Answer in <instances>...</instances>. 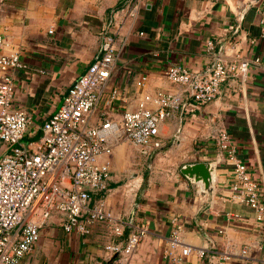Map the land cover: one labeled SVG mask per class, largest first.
<instances>
[{
    "label": "crops",
    "instance_id": "crops-1",
    "mask_svg": "<svg viewBox=\"0 0 264 264\" xmlns=\"http://www.w3.org/2000/svg\"><path fill=\"white\" fill-rule=\"evenodd\" d=\"M121 1L0 0V56L18 53L27 66L14 72V107L31 118L27 138L40 135L78 77L99 57L104 35H114L120 55L99 113L120 123L145 94L165 91L181 97L180 106L160 125L164 149L150 175L128 183L114 172L128 155L127 147L118 146L120 140L110 161L109 188L93 194V203L102 200L114 215L148 228L130 264H170L166 249L174 215L186 220L183 242L210 253L201 257L193 250L183 264H264V220L232 198L233 165L211 139L228 131L238 156L260 181L264 205V37L258 6L254 0H141L134 17L128 4L115 9ZM209 41L216 52L208 51ZM238 52L261 62L224 81L220 96L203 107L165 75L171 64L197 71ZM4 148L0 141V153ZM199 162L212 164L210 189L181 172ZM228 213L242 220H230ZM112 237L102 222L89 234H68L61 216L54 214L18 264H112L115 256L105 248ZM227 238L239 253L249 246L248 254L222 261L219 250Z\"/></svg>",
    "mask_w": 264,
    "mask_h": 264
},
{
    "label": "built area",
    "instance_id": "built-area-1",
    "mask_svg": "<svg viewBox=\"0 0 264 264\" xmlns=\"http://www.w3.org/2000/svg\"><path fill=\"white\" fill-rule=\"evenodd\" d=\"M261 14L264 37V0H254ZM130 14L137 16L141 0H129ZM244 12L239 19L242 20ZM207 49L216 52L214 41ZM120 49L117 38L105 34L101 53L78 77L66 94L60 108L41 127L39 136L28 140L31 118L14 107V72L27 67L18 53L0 56V264H18L29 254L40 238V230L54 214L61 216L68 233L89 234L91 227L102 222L113 237L105 245L114 254L112 264H130L131 255L145 238L148 228L114 215L105 202L93 203V194H104L111 178L110 161L116 144L125 139L141 158L154 161L164 149L160 125L180 106V95L159 91L145 94L136 110L126 111L120 123L107 113H99L107 86L116 71ZM218 58V57H217ZM257 57L244 58L238 52L229 61L216 60L202 70L192 71L177 64L167 67L165 75L172 83L184 86L198 107L215 101L221 85L230 77L245 73ZM227 162L234 168L236 183L231 186L232 198L239 204L257 210V220H264L260 181L248 163L241 159L226 129L211 138ZM230 220L241 215L228 213ZM171 235L166 257L170 264H183L193 250L201 257L210 255L204 248L194 249L183 242L186 227L183 216L171 218ZM220 232H224L221 230ZM122 238V239H120ZM250 247L238 252L227 238L220 259L235 254L245 256Z\"/></svg>",
    "mask_w": 264,
    "mask_h": 264
},
{
    "label": "rangeland",
    "instance_id": "rangeland-1",
    "mask_svg": "<svg viewBox=\"0 0 264 264\" xmlns=\"http://www.w3.org/2000/svg\"><path fill=\"white\" fill-rule=\"evenodd\" d=\"M26 140H28V138ZM118 146H125L128 149L127 157L122 160L123 167H115L114 169V172H116L119 176H122L125 182H132L133 180L137 179V177L140 175L146 177L150 175L151 166L152 164H154L155 160L150 162L141 158L136 148L127 140L122 139Z\"/></svg>",
    "mask_w": 264,
    "mask_h": 264
},
{
    "label": "water",
    "instance_id": "water-1",
    "mask_svg": "<svg viewBox=\"0 0 264 264\" xmlns=\"http://www.w3.org/2000/svg\"><path fill=\"white\" fill-rule=\"evenodd\" d=\"M129 0H122L115 9L122 8L128 4ZM211 163L199 162L195 164H189L182 167L181 172L185 175L196 179L197 181H202L207 189L211 188L212 182V171Z\"/></svg>",
    "mask_w": 264,
    "mask_h": 264
}]
</instances>
